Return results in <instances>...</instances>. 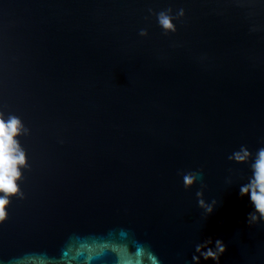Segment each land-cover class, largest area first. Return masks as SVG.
Here are the masks:
<instances>
[{
    "label": "water",
    "instance_id": "water-1",
    "mask_svg": "<svg viewBox=\"0 0 264 264\" xmlns=\"http://www.w3.org/2000/svg\"><path fill=\"white\" fill-rule=\"evenodd\" d=\"M0 108L31 130L0 264H192L208 237L220 264H264L228 159L264 146V0H0Z\"/></svg>",
    "mask_w": 264,
    "mask_h": 264
},
{
    "label": "clouds",
    "instance_id": "clouds-1",
    "mask_svg": "<svg viewBox=\"0 0 264 264\" xmlns=\"http://www.w3.org/2000/svg\"><path fill=\"white\" fill-rule=\"evenodd\" d=\"M152 11V9H149ZM158 23L167 34L177 31L175 21L185 15L183 7L173 13L171 7L156 13ZM141 36H147L146 28L140 29ZM30 129L25 125L21 116L5 112L0 108V224H3L9 217V207L13 197L25 198V192L21 187L24 179V169L31 167L28 161L27 149L23 146L21 137L30 134ZM228 159L239 164H247L250 174L245 182L239 185V194L248 196L252 210L247 214L246 223L254 226L264 222V146L259 147L255 152L247 145H240L237 150L229 154ZM203 169L181 171L183 185L186 189L193 187L198 180H201ZM229 184L231 180L227 178ZM201 186L196 192L197 203L205 216L210 215L218 201L212 198L210 201L205 198V188ZM195 250L191 256L192 264H201L204 261L212 260L220 264L221 256L226 252L227 245L221 238L213 240L208 237L195 243Z\"/></svg>",
    "mask_w": 264,
    "mask_h": 264
}]
</instances>
